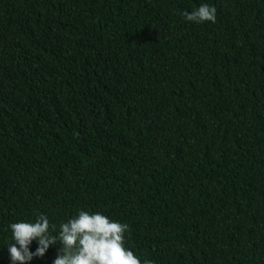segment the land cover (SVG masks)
Segmentation results:
<instances>
[{
  "label": "trees",
  "instance_id": "1",
  "mask_svg": "<svg viewBox=\"0 0 264 264\" xmlns=\"http://www.w3.org/2000/svg\"><path fill=\"white\" fill-rule=\"evenodd\" d=\"M78 209L155 264H264V0H0V264Z\"/></svg>",
  "mask_w": 264,
  "mask_h": 264
},
{
  "label": "clouds",
  "instance_id": "2",
  "mask_svg": "<svg viewBox=\"0 0 264 264\" xmlns=\"http://www.w3.org/2000/svg\"><path fill=\"white\" fill-rule=\"evenodd\" d=\"M217 9L202 3L182 16L187 21L215 22ZM12 239L7 243L11 264H28L33 257H42L49 246L59 243L53 264H155L137 255L125 244L127 223L110 219L101 212L82 209L57 225L51 223L47 214H39L34 221L21 220L9 225ZM33 240L38 242L35 252L30 250ZM18 245V246H17Z\"/></svg>",
  "mask_w": 264,
  "mask_h": 264
}]
</instances>
